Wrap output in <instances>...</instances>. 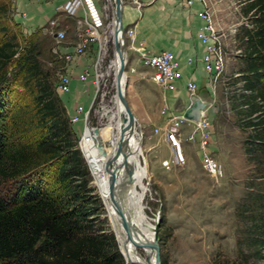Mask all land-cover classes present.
Returning a JSON list of instances; mask_svg holds the SVG:
<instances>
[{"label":"rangeland","instance_id":"rangeland-1","mask_svg":"<svg viewBox=\"0 0 264 264\" xmlns=\"http://www.w3.org/2000/svg\"><path fill=\"white\" fill-rule=\"evenodd\" d=\"M208 2L215 14L218 29L225 34L223 47L227 53L225 72L216 88L218 96L216 112L211 115L210 151L222 168V176L215 177L204 169L199 151L200 136L196 135L195 141L192 142L187 140L188 135L192 134V126L184 128L181 139L184 144L183 153L184 149L187 153L185 164L167 169L166 166L172 165L171 161L175 155L172 144L166 137V122L161 119L158 121L159 133L155 135V125L137 121L133 126L138 135L135 141L142 152L137 156L138 166L141 164V168L146 170L144 185L147 192L142 201L144 215H146V223L150 225H155L154 221L157 217L162 219L159 228L161 264H264V252L262 251L261 256L257 255L251 246L252 237H249L252 221L264 215V158L259 153L250 154L247 151L249 147L246 141L252 128L245 125L249 118H256L259 113L250 116L248 105H244L243 99L240 98L243 94L248 96L251 94L250 91H243L242 76L247 69L245 33L253 27L254 11L247 12L249 0H208ZM9 3L10 0H0V5L9 6ZM108 16L107 23L111 25L114 18L112 10L108 12ZM8 21L13 25L9 15ZM102 36L99 55L101 54L103 59L100 72L104 76V81L95 103L93 105L91 103L86 110L90 109L88 125L93 131L99 129L100 136L110 124V117L104 115L105 110L112 109L116 112L115 72L111 69L116 55L113 35L108 30V33ZM68 38L66 35L65 40ZM32 39L35 37H23L22 46L24 48L28 46ZM35 42L39 44V52H41L39 59L43 70L50 73L49 78L58 98L60 95L57 89L64 71L63 60L54 50L57 43L52 35L46 34L37 36ZM238 50L242 53L238 54ZM136 73L134 78L144 81H149L151 78L150 72L142 67L137 68ZM129 74L130 71H128L130 86L134 80ZM159 90L158 87L160 114L162 101ZM95 94H97L96 88L93 98ZM126 97L127 100L136 102L132 91L127 90ZM180 100L188 101L185 96ZM144 103L147 104L145 99ZM72 133L76 149L84 158L80 147L84 132L72 127ZM85 140L90 144L92 142L91 138ZM110 144L109 140L104 141L106 151ZM189 145L195 146L198 154L188 149ZM84 154L86 156L85 152ZM87 162L90 166L89 158ZM87 162L84 158L89 172V186L94 191L92 195L98 196L102 205L99 227L103 232L115 236L119 252L122 253H120L123 257L122 264H131L127 260L124 244L119 241L114 231L119 223H115L111 212L109 213V209L103 204L104 187H100L101 184L97 183ZM111 211L114 212L115 208L112 207ZM146 245L145 240H141L136 244L135 251L149 261Z\"/></svg>","mask_w":264,"mask_h":264},{"label":"trees","instance_id":"trees-1","mask_svg":"<svg viewBox=\"0 0 264 264\" xmlns=\"http://www.w3.org/2000/svg\"><path fill=\"white\" fill-rule=\"evenodd\" d=\"M244 105L252 128L246 145L264 158V0H249ZM0 5V264H122L114 235L103 232L101 201L72 138L39 44L23 35ZM257 99L260 103H257ZM256 254L264 252V215L249 230ZM263 251V252H262Z\"/></svg>","mask_w":264,"mask_h":264},{"label":"crops","instance_id":"crops-1","mask_svg":"<svg viewBox=\"0 0 264 264\" xmlns=\"http://www.w3.org/2000/svg\"><path fill=\"white\" fill-rule=\"evenodd\" d=\"M125 1L123 24L126 30L135 28L134 41L126 39V53L129 68L142 67L139 64L134 47L144 42V49L149 54H159L165 51L173 52L179 63L182 79L175 91H164L159 87L161 94V110L158 112V86L150 78L149 81L134 78L135 74H129L134 82L128 88L134 93L135 101L129 100L130 108L138 122L153 124L158 128V121L166 122L168 115L181 116L191 106V96L186 90L188 82H196L199 86L197 98L206 105L217 103L218 96H214L210 86L209 76L205 72L203 61L204 47L200 43L197 34L203 25L200 14L204 9L200 1L189 8L179 4L177 0H142L143 8L140 10L129 0ZM102 15L106 18L109 11L114 10L113 0H95ZM60 4L56 2H42L36 0H10L9 17L23 37L31 38L42 34L52 35L57 43L56 54L62 58L64 75L71 78V91L61 94L59 99L70 119L76 114L78 107L83 106L88 110L93 100L94 87L92 81L82 83L80 77L85 70H93L99 58V45L93 43L87 49L84 56L75 57L66 61L65 56L72 54L79 43V29L75 19L67 16L59 10ZM114 19V18H113ZM65 32L69 37L63 42H57L56 33ZM192 59V64H188ZM144 68V67H142ZM146 69V68H144ZM148 70V69H146ZM152 76V71L148 70ZM147 92L144 94L142 93ZM185 96L188 101L180 99ZM144 99L147 104L144 103ZM167 108V116L162 115V110ZM78 131H85L83 122L72 126ZM154 136V135H153ZM158 143L156 144V146ZM186 147V146H185ZM197 153L195 146H187ZM153 149V148H152ZM187 158L186 149H184ZM173 152V151H172Z\"/></svg>","mask_w":264,"mask_h":264},{"label":"built area","instance_id":"built-area-1","mask_svg":"<svg viewBox=\"0 0 264 264\" xmlns=\"http://www.w3.org/2000/svg\"><path fill=\"white\" fill-rule=\"evenodd\" d=\"M39 3L42 2H56L60 4L59 10L64 12L67 16L73 18L77 22L79 29V43L72 54L65 56L66 61H71L75 57L84 56L87 49L93 43H99L101 48L103 36L111 31V25H108V14L106 18L102 15L98 9L95 0H36ZM133 3L137 9H141L144 6L142 0H129ZM180 5L184 7H191L196 1H200L204 9L200 14L203 25L199 29L197 37L204 47L203 61L205 65V72L209 76L210 86L212 88L213 94L216 97V88L221 78L225 72L227 65V53L223 47V42L225 40V34L223 31L218 29V25L215 20V14L212 10L211 5L208 0H177ZM125 40L134 41L136 37L135 28L128 29L124 33ZM66 38L65 32H57L56 40L57 42H63ZM106 40V36H105ZM134 51L137 54L139 64L152 71L151 79L152 81L164 91H175L179 81L182 79V72L177 62L176 56L173 52L165 51L159 54H149L144 49V42H141L138 47H134ZM238 54L242 53L240 50L237 51ZM103 59L101 54L97 62L94 65L93 70H85L80 80L82 83H87L92 81V85L97 89V94L92 100V105L95 103L96 96L98 95L102 82L104 81V76L101 74V68ZM188 64H192V59H189ZM130 74H135L137 71L134 68H129ZM186 90L191 97H197L199 92V86L196 82H188L186 84ZM71 91V78L69 75H64L61 78L60 84L58 86V92L61 94H68ZM216 102L214 101L212 105H206V109L202 112L201 118L198 122L189 121L181 116H171L168 115L166 118L165 130L166 137L168 141L172 144L174 149V159L171 161L172 165H167L166 168L170 169L173 167H180L185 164L186 158L183 153V142L182 136L184 128L192 126V134H189L187 140L189 142L195 141L196 135L200 136L199 151L201 154V160L204 169L211 175L215 177L222 176L221 166L214 160L212 153L210 151V140L212 139V121L211 115L216 112ZM89 111L83 106L78 107L76 114L73 115L69 122L70 124L76 125L83 122L85 126H88L89 121ZM169 110L164 108L162 110V115L167 116ZM86 130V129H85ZM159 129L156 128L154 131L155 135H158ZM84 133L81 138L80 147L84 154L82 144L84 141ZM85 155V154H84Z\"/></svg>","mask_w":264,"mask_h":264},{"label":"bare ground","instance_id":"bare-ground-1","mask_svg":"<svg viewBox=\"0 0 264 264\" xmlns=\"http://www.w3.org/2000/svg\"><path fill=\"white\" fill-rule=\"evenodd\" d=\"M114 15V10H113ZM111 34L113 35L115 32V26H116V19L114 17L112 25H111ZM124 39V44L126 46ZM125 58H127V53L125 54ZM120 66V60L119 56L115 55V59L112 63L111 69L115 72V78L116 74L118 72ZM116 85V84H115ZM115 106H116V112L112 109H106L104 112L105 116L110 117V124L108 126V129L104 131L103 135L100 136L99 132L95 133L96 131L88 129L89 133L91 134V144L87 142V140L84 141L83 149L86 153V157L89 158L90 166L92 168V173L94 175L95 180L97 183L101 184L100 187H104L102 189L103 191V197L105 202L103 201L104 206L109 209V213L111 212V215L115 221V223H119L115 226V233L119 237V241L124 244V251L127 255V260L131 264H154L155 262V255L156 251L151 247V244L154 241V233L150 230V225L146 223V215H144V207L142 205V201L145 198L147 189L145 188L144 181L146 178V170L141 168V164L138 166V172H137V188L135 191L132 189L128 190V186L125 188L116 189V193L114 195L115 199L117 201H122L124 205L126 206V214L124 221H121V219L118 216V212L116 209L115 201L112 200V197L110 195V180L112 176V172L114 171L115 176L117 177L119 183L123 182L124 175L121 171V164L122 159L118 158L114 161L113 165L110 167V171L108 170L107 166V158L99 156L96 154V149L91 150V146L94 144V137L96 141L98 142L99 146L104 148V141L109 140L111 144L108 146L107 152L108 154L114 153L115 148L117 147L119 141H120V135L122 133V130L124 131L125 135V142L128 146V149H130L132 153V157L129 158L130 163H136L138 165L139 161L137 159L138 155H141V147L139 149L137 143L135 140L136 137H138L133 124H125L124 128L122 129L123 120L125 118V109L123 106V103L121 102L120 98H118L117 93L115 97ZM102 134V133H101ZM107 142V141H106ZM142 140L140 141L141 145ZM94 186V184H93ZM95 188V186H94ZM100 196V195H99ZM112 207L115 208V211H111ZM155 222V221H154ZM126 223L130 226L129 229H126ZM141 240H145L146 246L148 247V255H149V261L142 258L138 253L135 251L136 244L140 242ZM145 244V243H144ZM146 247V248H147Z\"/></svg>","mask_w":264,"mask_h":264},{"label":"water","instance_id":"water-1","mask_svg":"<svg viewBox=\"0 0 264 264\" xmlns=\"http://www.w3.org/2000/svg\"><path fill=\"white\" fill-rule=\"evenodd\" d=\"M114 2V17L116 19V26H115V32L113 34V41H114V47H115V53L119 56L120 60V66L118 69V72L116 74L115 78V84H116V93L118 98H120L121 102L123 103L124 109H125V118L123 120L122 129L124 128L125 124H133V126L136 125L137 119L135 115L133 114L130 105L128 103L126 92L128 88V60L125 58L126 54V46L124 44V33L126 31L124 24H123V14H124V7H125V1L124 0H113ZM206 109V104L201 101L199 98L192 97L191 98V106L184 112L183 116L185 119L193 122H198L201 118L202 112ZM90 126L88 125L86 127V130L84 131V137H90L91 134L89 133L88 129ZM91 129V128H90ZM95 131L98 133L100 132L99 129H95ZM94 144L91 146L92 149H96V154L99 156H103L107 158V168L110 171V167L113 165L114 161L118 158L122 159L121 164V171L124 175L123 182L118 181L117 177L114 174V171L112 172L111 180H110V195L112 197V200L115 201L116 209L118 212V216L121 219V221H124L125 214H126V206L124 203L120 200H114L116 189L118 187L125 188L128 186V190L135 191L137 188V172H138V165L136 163H130L129 158L132 157V153L130 149H128V146L125 142V135L124 131L122 130V133L120 135V141L117 145V147L114 150V153L108 154V152L99 146L98 142L94 137ZM86 162L87 158L83 154ZM88 166L89 163L87 162ZM90 172L92 171V168L89 166ZM92 174V173H91ZM93 187V186H92ZM160 221L162 219L160 217H157L155 220V225L150 226V230L154 233V241L151 244V247L156 251L155 255V262L154 264H161V257H160V238H159V228H160ZM128 223H126V229H129ZM121 253V251H120ZM122 254V253H121Z\"/></svg>","mask_w":264,"mask_h":264}]
</instances>
